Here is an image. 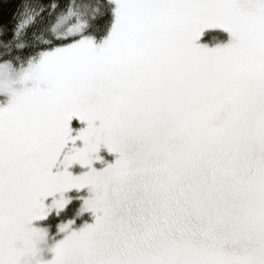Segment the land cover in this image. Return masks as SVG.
<instances>
[{
  "label": "snow or ice",
  "instance_id": "6c2138e0",
  "mask_svg": "<svg viewBox=\"0 0 264 264\" xmlns=\"http://www.w3.org/2000/svg\"><path fill=\"white\" fill-rule=\"evenodd\" d=\"M0 264H264V0H2Z\"/></svg>",
  "mask_w": 264,
  "mask_h": 264
},
{
  "label": "trees",
  "instance_id": "16d2710c",
  "mask_svg": "<svg viewBox=\"0 0 264 264\" xmlns=\"http://www.w3.org/2000/svg\"><path fill=\"white\" fill-rule=\"evenodd\" d=\"M0 2H2V0H0ZM15 6H16L15 3H9L4 5V16H3L4 20H7L8 15L12 11V9L15 8Z\"/></svg>",
  "mask_w": 264,
  "mask_h": 264
}]
</instances>
